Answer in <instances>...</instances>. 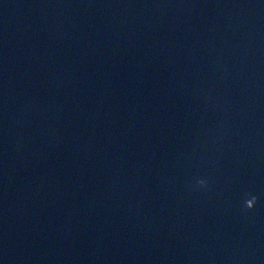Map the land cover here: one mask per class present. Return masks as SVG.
I'll list each match as a JSON object with an SVG mask.
<instances>
[{
    "label": "water",
    "instance_id": "95a60500",
    "mask_svg": "<svg viewBox=\"0 0 264 264\" xmlns=\"http://www.w3.org/2000/svg\"><path fill=\"white\" fill-rule=\"evenodd\" d=\"M91 14L85 264H264V0Z\"/></svg>",
    "mask_w": 264,
    "mask_h": 264
},
{
    "label": "clouds",
    "instance_id": "9594fccd",
    "mask_svg": "<svg viewBox=\"0 0 264 264\" xmlns=\"http://www.w3.org/2000/svg\"><path fill=\"white\" fill-rule=\"evenodd\" d=\"M200 183L203 184L204 181H200ZM253 200H254V203H255L256 197H253ZM253 205H254V204H253ZM253 205H252V207H253ZM247 207H248V206H247ZM248 208H251V207H248Z\"/></svg>",
    "mask_w": 264,
    "mask_h": 264
}]
</instances>
